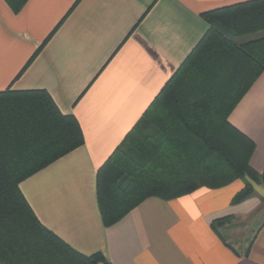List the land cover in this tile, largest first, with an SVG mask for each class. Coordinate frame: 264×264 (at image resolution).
<instances>
[{
    "label": "crops",
    "instance_id": "obj_1",
    "mask_svg": "<svg viewBox=\"0 0 264 264\" xmlns=\"http://www.w3.org/2000/svg\"><path fill=\"white\" fill-rule=\"evenodd\" d=\"M246 0H0V91H46L84 142L22 180L47 229L109 264H264V186L240 179L148 197L104 226L96 174L208 28L202 13ZM258 35L240 38L246 41ZM264 172V71L228 115ZM228 218L215 228L217 219ZM102 264V263H98Z\"/></svg>",
    "mask_w": 264,
    "mask_h": 264
},
{
    "label": "trees",
    "instance_id": "obj_2",
    "mask_svg": "<svg viewBox=\"0 0 264 264\" xmlns=\"http://www.w3.org/2000/svg\"><path fill=\"white\" fill-rule=\"evenodd\" d=\"M18 10L25 0H7ZM208 28L163 85L136 125L96 174L104 226L144 199L169 200L234 180L238 203L264 186L250 165L254 144L228 115L264 71V0H246L201 14ZM84 142L72 115L40 89L0 91V264H109L83 255L40 223L19 184ZM228 218L217 219L215 228Z\"/></svg>",
    "mask_w": 264,
    "mask_h": 264
},
{
    "label": "rangeland",
    "instance_id": "obj_3",
    "mask_svg": "<svg viewBox=\"0 0 264 264\" xmlns=\"http://www.w3.org/2000/svg\"><path fill=\"white\" fill-rule=\"evenodd\" d=\"M253 35H258V36L264 35V31L257 32V33H255V34H253ZM258 36H257V37H258ZM241 181H242V180H241ZM251 182H252V187H254V185H257V184L254 183L253 181H251ZM242 184L244 185L243 181H242ZM253 192H254V188L252 189V194H253Z\"/></svg>",
    "mask_w": 264,
    "mask_h": 264
}]
</instances>
